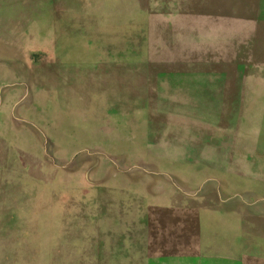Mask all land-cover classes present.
<instances>
[{
  "label": "rangeland",
  "instance_id": "374dc122",
  "mask_svg": "<svg viewBox=\"0 0 264 264\" xmlns=\"http://www.w3.org/2000/svg\"><path fill=\"white\" fill-rule=\"evenodd\" d=\"M0 264H264V0H0Z\"/></svg>",
  "mask_w": 264,
  "mask_h": 264
}]
</instances>
